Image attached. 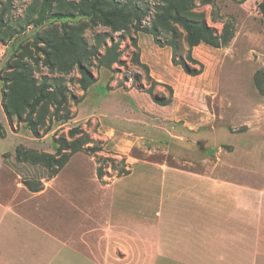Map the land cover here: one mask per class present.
<instances>
[{
    "label": "rangeland",
    "instance_id": "obj_1",
    "mask_svg": "<svg viewBox=\"0 0 264 264\" xmlns=\"http://www.w3.org/2000/svg\"><path fill=\"white\" fill-rule=\"evenodd\" d=\"M134 1L139 14L132 0H0V175L7 196L14 191L22 202H63L53 206L60 210L86 202V230L106 247L104 216L109 202L122 201L112 191L118 180L161 165L208 174L246 188L239 227L222 224L241 234L227 264H264V0ZM138 16L149 30L158 28L159 41L135 31ZM176 16L205 24L201 35L216 45L191 47ZM104 38L105 45L121 39V62L111 69L98 65ZM137 53L148 68L133 61ZM189 55L204 64L201 73L191 75L177 62ZM76 61L95 77L87 90L75 66L67 72L57 67ZM42 88L46 97L35 109V132L26 115ZM60 89L71 118L51 120ZM77 127L83 133L69 132ZM48 155L66 159L53 178L40 161ZM25 182L44 193L33 195ZM136 185L120 181L117 190L137 198L143 190L138 194ZM132 203L134 213L145 210L152 218L150 252L115 246L113 257L117 264H156L158 203Z\"/></svg>",
    "mask_w": 264,
    "mask_h": 264
},
{
    "label": "crops",
    "instance_id": "obj_2",
    "mask_svg": "<svg viewBox=\"0 0 264 264\" xmlns=\"http://www.w3.org/2000/svg\"><path fill=\"white\" fill-rule=\"evenodd\" d=\"M2 156L0 151L4 168ZM145 170L134 171L113 185L112 191L122 201L109 202L110 215L104 216L108 221L106 247L102 238L86 230V202H75L69 210L53 207L63 202H22L14 191L7 196L2 173L0 264H117L112 252L115 246L127 251L128 246L135 245L143 255L149 253L152 218L145 210L134 213L132 202L141 206L158 203L156 227L152 224L156 228V264L232 261L240 230L224 229L222 224L236 222L239 227L241 203L246 202L245 186L176 166L161 165L155 172ZM130 179L136 181L138 194L143 190L141 196L135 198L130 190L124 194L117 190L118 182ZM44 191L42 187L33 195ZM147 191L154 193L152 199L145 197ZM219 212L225 215L215 216Z\"/></svg>",
    "mask_w": 264,
    "mask_h": 264
},
{
    "label": "trees",
    "instance_id": "obj_3",
    "mask_svg": "<svg viewBox=\"0 0 264 264\" xmlns=\"http://www.w3.org/2000/svg\"><path fill=\"white\" fill-rule=\"evenodd\" d=\"M132 2H133V8H134L135 13L139 14L138 10L140 9L139 8L140 2L134 1V0H132ZM142 19L143 18L140 16H138L136 18V22L134 24L135 31H145V32L151 33L155 37V39L157 41H159L158 40L159 39L158 38V35H159L158 34L159 33L158 28L155 25H153L151 27V29L149 30L147 27H145L142 24ZM176 20L187 31L188 43L191 47L198 45L201 41H206L209 44L216 45L211 40H206L207 39V38H205L206 36L201 35V33H203L204 31L207 30V26L205 24H202V26H197V25L193 24L192 22L188 21L187 19H185L183 17H179V16H176ZM118 30L119 29L115 28V31H118ZM132 40H133L132 41L133 46L135 48H139L137 40L136 39H132ZM102 44L104 45V52L102 54H99L97 57L98 65L111 69L114 64L121 62V55H122V50L120 48L121 47V39H118L116 41H112V43L110 45H105V38H104L102 40ZM172 47H173V49H175L176 46H172ZM133 61L136 64H139V65H142V66L148 68L147 64H145L141 61L140 53L133 55ZM175 61H177V60H175ZM189 61L193 62V63H197L198 65H200V68L199 69L191 68L188 64ZM177 62L179 64H181L183 66L184 70L191 75H197L203 71L204 64L202 62L196 60L195 58H193L191 55H189V58L179 59ZM47 64L53 68L56 67L54 65V63L51 61H48ZM73 66H75L77 68V70L80 74V77L78 78V83L80 84V86L83 90H87L96 80H95V77L93 76L92 72L86 66V64L82 63L81 61H76L75 64H73V63H62V64L57 65V67L61 71H65V72L69 71V69H72ZM262 74L264 75V69L262 71ZM259 89L264 94V88L259 86ZM148 92L152 96H154L153 86H150V88L148 89ZM59 93H60V98H59V101L55 104V109L52 113L51 120H68L71 118V114H70V111L65 107L66 106L65 93H64L63 89H60ZM45 97H46V89L42 88L39 95L33 100V102L31 104H29V111L26 115V119L31 124V126H33V129L35 132H36V124L33 120V116H34L36 107L45 99ZM154 99H155V101H157L155 96H154ZM69 132L73 135H75L77 133H83V131H81L80 128H78V127L70 129ZM83 145L77 149H81L83 147ZM86 149L93 150L95 152V151H99L101 148L98 146H87ZM19 155H20V152L18 151V153L16 154V158L19 161H23V160L19 159ZM40 161L44 162V166L47 168V171H48V177L53 178L57 175L59 170L63 167L66 159L64 160V157H62L61 159H56L54 156L48 155L43 160H40ZM125 171H127V170H125ZM98 175L101 177L104 175V170H103L102 165H99V167H98ZM25 184L33 191H38L41 189V188L32 189L28 182H25Z\"/></svg>",
    "mask_w": 264,
    "mask_h": 264
}]
</instances>
